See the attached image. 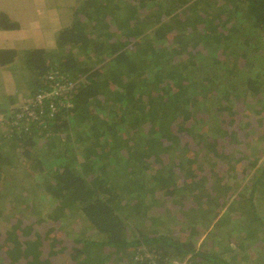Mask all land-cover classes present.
Returning a JSON list of instances; mask_svg holds the SVG:
<instances>
[{"label":"trees","instance_id":"obj_1","mask_svg":"<svg viewBox=\"0 0 264 264\" xmlns=\"http://www.w3.org/2000/svg\"><path fill=\"white\" fill-rule=\"evenodd\" d=\"M37 1L51 42L0 47V264H264V0ZM50 70L73 107L17 119Z\"/></svg>","mask_w":264,"mask_h":264},{"label":"rangeland","instance_id":"obj_2","mask_svg":"<svg viewBox=\"0 0 264 264\" xmlns=\"http://www.w3.org/2000/svg\"><path fill=\"white\" fill-rule=\"evenodd\" d=\"M34 0H25L24 3L16 4L13 2V0H0V7L5 8L6 10L13 13L14 17H28L24 18L25 23L29 21V19H35L36 22L33 26L30 27H23L22 30L15 31V32H4L0 30V47H4L6 45L10 44H16V45H24L28 42L31 44H35L34 40H31L32 38H35L39 43H43L45 41V38L49 41L51 40L50 34L55 29L57 23L55 18L46 11H43L44 19L38 21L36 18V10L42 8L45 4L43 1H37L36 3ZM25 6V7H23ZM28 13L30 14L28 15ZM30 16V17H29ZM34 16V17H32ZM22 19V18H20ZM43 23V25L41 24ZM47 40V41H48ZM51 42V41H50ZM48 42L47 44H49ZM20 75H18V78L20 79ZM18 79L12 75L11 72L5 73V70L0 67V111H3L4 109H7L9 106L10 96L5 95L4 91L8 92L10 89H16V84L19 83L17 81ZM21 80V79H20ZM24 82L21 81V84ZM23 93V92H22ZM22 96L20 95L15 97V100L19 101L21 100ZM3 118V113H0V119ZM212 225L205 233H203L202 238L205 241L208 237V233L211 230ZM218 235H220V231L218 232ZM200 241V242H201Z\"/></svg>","mask_w":264,"mask_h":264},{"label":"built area","instance_id":"obj_3","mask_svg":"<svg viewBox=\"0 0 264 264\" xmlns=\"http://www.w3.org/2000/svg\"><path fill=\"white\" fill-rule=\"evenodd\" d=\"M44 81L45 87L33 95L26 94L28 98H25L17 108H13L17 119L45 123L52 120L60 111L73 107L75 81L58 70L48 71ZM173 264H187V262L176 261Z\"/></svg>","mask_w":264,"mask_h":264},{"label":"crops","instance_id":"obj_4","mask_svg":"<svg viewBox=\"0 0 264 264\" xmlns=\"http://www.w3.org/2000/svg\"><path fill=\"white\" fill-rule=\"evenodd\" d=\"M12 67H13L12 65L9 67L5 66V67H2V69H4L5 71H8L7 69L12 68ZM4 93H5V95L11 96L12 91L11 90H9L8 92L4 91ZM9 105H10V103H9Z\"/></svg>","mask_w":264,"mask_h":264},{"label":"bare ground","instance_id":"obj_5","mask_svg":"<svg viewBox=\"0 0 264 264\" xmlns=\"http://www.w3.org/2000/svg\"><path fill=\"white\" fill-rule=\"evenodd\" d=\"M23 7H25V6H23ZM11 17V16H10ZM16 17V16H15ZM12 18V17H11Z\"/></svg>","mask_w":264,"mask_h":264}]
</instances>
